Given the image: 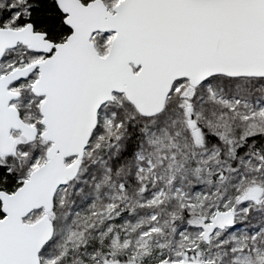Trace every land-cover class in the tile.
I'll return each mask as SVG.
<instances>
[{
    "label": "snow or ice",
    "instance_id": "obj_1",
    "mask_svg": "<svg viewBox=\"0 0 264 264\" xmlns=\"http://www.w3.org/2000/svg\"><path fill=\"white\" fill-rule=\"evenodd\" d=\"M0 264H264V0H0Z\"/></svg>",
    "mask_w": 264,
    "mask_h": 264
}]
</instances>
